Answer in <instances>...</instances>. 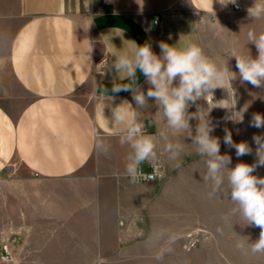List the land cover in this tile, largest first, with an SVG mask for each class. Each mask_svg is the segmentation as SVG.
<instances>
[{
	"label": "crops",
	"instance_id": "0c3cea01",
	"mask_svg": "<svg viewBox=\"0 0 264 264\" xmlns=\"http://www.w3.org/2000/svg\"><path fill=\"white\" fill-rule=\"evenodd\" d=\"M253 3L237 0L242 11L236 12L218 0H0V184L14 224L79 228L70 242L81 243L82 256L113 262L153 253L147 249L182 233L175 172L198 154L193 138L201 122H217L216 103H229V79L190 103L189 128L176 132L159 103L147 98L152 86L139 69L133 80L113 65L136 45L148 43L159 56L161 42L181 49L197 44L240 81L233 55L255 58L247 33L264 32V17L248 16ZM122 85L143 93L145 105L137 106L134 91L112 92ZM123 101L156 142L154 163L164 168L157 181L132 182L126 172L133 150L121 144L126 128L113 118ZM169 142L177 160L164 151Z\"/></svg>",
	"mask_w": 264,
	"mask_h": 264
},
{
	"label": "rangeland",
	"instance_id": "374dc122",
	"mask_svg": "<svg viewBox=\"0 0 264 264\" xmlns=\"http://www.w3.org/2000/svg\"><path fill=\"white\" fill-rule=\"evenodd\" d=\"M227 91L229 103H216L217 122L211 125H216L217 131L211 135L220 141V154L231 157L229 168L240 162L253 164L257 157L252 137L264 135V129L250 127L249 121L254 113L264 114V88L231 79ZM207 110L213 112L211 107ZM225 130L235 143L247 142L252 154L238 158L235 149L224 143ZM206 160L200 154L189 155L179 167L180 172L174 173L182 183L183 194L176 200V206L182 207L180 221L185 230L178 231L173 239L163 240L161 246L147 249H154L153 253L131 257L130 261L123 256L119 262L110 257L84 258L82 249H76L81 243L70 242L80 233L79 228H57L53 222L41 224L37 220L29 224L17 219L14 224V217L7 212L6 187L0 184V264H264V253L254 254L247 245L237 247L247 239L249 243L255 242L260 228L246 226L234 211L226 171L224 183L214 193L213 182L205 180ZM253 175L264 177V167H258Z\"/></svg>",
	"mask_w": 264,
	"mask_h": 264
},
{
	"label": "clouds",
	"instance_id": "9594fccd",
	"mask_svg": "<svg viewBox=\"0 0 264 264\" xmlns=\"http://www.w3.org/2000/svg\"><path fill=\"white\" fill-rule=\"evenodd\" d=\"M218 2L223 7H227L229 4L235 5L237 0H218ZM247 12L253 20L264 17V0H254ZM247 39L249 43L255 45L258 54L255 58L250 53L247 56L233 55L239 77L254 88H264V32L257 34L255 31H249ZM159 47L161 55L158 56L153 52L150 44L136 45L131 56L124 54L117 57L113 67L117 72L126 74V78L133 80L139 69L152 86L146 94L147 98L159 103L167 126L180 132L189 128V120L193 118L187 113L189 104H195L202 96L211 95L212 90L222 86L221 81L227 77L230 82L233 76H229L231 72L227 66L219 67L197 44H190L181 49L161 42ZM177 79L178 86L174 87L173 82ZM129 90L134 91L133 99L137 106L143 107L146 103V96L143 93L135 92L127 85L112 88L113 93ZM113 118L116 123L126 128V136L121 137V144L127 142L133 150L126 165V172L131 181L157 179L159 168L154 163L157 160L156 142L153 136L144 132L143 124L138 121L131 104L123 101L114 107ZM249 126L264 129V114L254 113ZM213 131L211 122L204 120L198 126L197 134L193 138L198 154L207 157L205 180H211L214 193L218 192L224 183L226 171L230 199L235 205L234 211L239 214L246 226L260 228L259 238L255 242L249 243L247 239L238 243L237 247L243 248L247 245L254 254L264 253V177L253 175L258 167H264V135L252 137L256 145L255 163L240 162L235 167L229 168L231 157L220 154V141L211 135ZM225 132L224 143L235 149L238 158L252 154L253 149L247 142L235 143L231 133L227 130ZM173 148L174 145L169 142L165 145L164 151L172 153L169 159L177 160L179 151L174 152ZM175 148L182 150V145L176 143ZM144 162L152 165V173L143 172L141 165Z\"/></svg>",
	"mask_w": 264,
	"mask_h": 264
},
{
	"label": "built area",
	"instance_id": "2783aa9c",
	"mask_svg": "<svg viewBox=\"0 0 264 264\" xmlns=\"http://www.w3.org/2000/svg\"><path fill=\"white\" fill-rule=\"evenodd\" d=\"M232 10H233V11H236V12H240V11H242L241 8H240L238 5H232ZM158 24H159V20H158V19H155V20L153 21V26H157ZM156 164L158 165V168H159V176H158L157 179H155V180L138 179V180L135 181V182H136V183H147V182H154V181L159 180V178H160V176H161V174H162L163 169H162V165H160L159 163H156ZM152 171H153L152 165H150V166L148 167L147 171H144V170H143V172H145V173H152Z\"/></svg>",
	"mask_w": 264,
	"mask_h": 264
}]
</instances>
